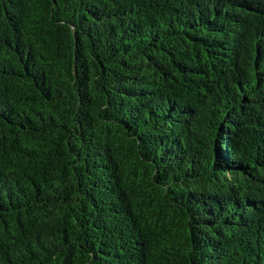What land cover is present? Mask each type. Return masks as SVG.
<instances>
[{"label":"trees","instance_id":"1","mask_svg":"<svg viewBox=\"0 0 264 264\" xmlns=\"http://www.w3.org/2000/svg\"><path fill=\"white\" fill-rule=\"evenodd\" d=\"M0 264H264V0H0Z\"/></svg>","mask_w":264,"mask_h":264}]
</instances>
